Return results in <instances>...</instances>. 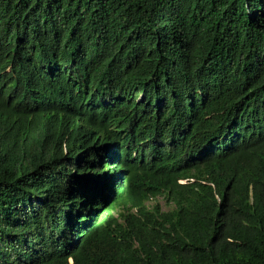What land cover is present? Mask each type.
Listing matches in <instances>:
<instances>
[{
	"label": "trees",
	"instance_id": "1",
	"mask_svg": "<svg viewBox=\"0 0 264 264\" xmlns=\"http://www.w3.org/2000/svg\"><path fill=\"white\" fill-rule=\"evenodd\" d=\"M0 264H264V0H0Z\"/></svg>",
	"mask_w": 264,
	"mask_h": 264
},
{
	"label": "rangeland",
	"instance_id": "2",
	"mask_svg": "<svg viewBox=\"0 0 264 264\" xmlns=\"http://www.w3.org/2000/svg\"><path fill=\"white\" fill-rule=\"evenodd\" d=\"M154 203H159V204L162 206V208H163L164 211H169V210H172V209H173V207L167 205V204L165 203V201H164L162 198H158V199L156 200V202H155V201H154V202H149V203H148V206H149V207H152Z\"/></svg>",
	"mask_w": 264,
	"mask_h": 264
}]
</instances>
